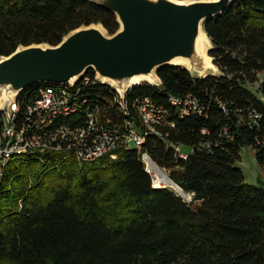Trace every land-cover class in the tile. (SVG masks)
<instances>
[{"label": "trees", "instance_id": "obj_1", "mask_svg": "<svg viewBox=\"0 0 264 264\" xmlns=\"http://www.w3.org/2000/svg\"><path fill=\"white\" fill-rule=\"evenodd\" d=\"M91 25L110 35L120 28L114 13L87 0H0V59L21 46H57ZM204 30L220 76L163 68L160 85L127 93L123 112L119 94L89 70L70 89L79 113L48 126L87 127L98 110L104 125L129 135L126 123H135L143 135L136 107L150 99L166 113L140 150L122 147L116 159L90 164L39 153L0 164V264H264V187L235 166L251 147L264 167V83L262 99L249 88L264 71V0H233ZM46 87L59 88L36 84L19 95L17 128L45 131L27 111ZM171 96L195 98L199 113L182 115ZM182 146L192 148L181 151L186 159ZM142 153L191 201L156 188Z\"/></svg>", "mask_w": 264, "mask_h": 264}, {"label": "water", "instance_id": "obj_2", "mask_svg": "<svg viewBox=\"0 0 264 264\" xmlns=\"http://www.w3.org/2000/svg\"><path fill=\"white\" fill-rule=\"evenodd\" d=\"M87 1L114 13L120 25L118 32L110 35L102 25L84 26L57 46H21L2 57L0 106L36 84H77L89 70H94L102 84L123 94L140 86L133 84L138 78H158L161 84L158 72L180 67L172 65L177 61H188L202 70V37L212 44L205 23L226 12L233 0Z\"/></svg>", "mask_w": 264, "mask_h": 264}, {"label": "built area", "instance_id": "obj_3", "mask_svg": "<svg viewBox=\"0 0 264 264\" xmlns=\"http://www.w3.org/2000/svg\"><path fill=\"white\" fill-rule=\"evenodd\" d=\"M77 84L53 85L59 87L58 89L42 88L36 103L28 107L29 117L33 118L31 123L41 122L40 126L45 128L42 134L28 133V131L26 133L25 128H17V117L20 112L17 103L19 96L4 106L0 112L2 114L0 130L1 166H6L16 157L33 153L62 154L73 157L80 164H90L108 155L114 160L116 159L115 152L119 148L134 147L140 150L145 143L146 132L156 133V126L162 122L166 113L163 108L156 107L150 99L142 100L137 105L136 110L138 122H140L138 128L146 131L143 135H138L135 123H126V127H129L130 130L129 135L125 134L122 127L111 128L104 125L98 110L88 113L87 127L69 126L66 123L59 124L55 131L48 129V126H52L59 119L68 118V116L79 113L81 110V102L70 91ZM115 91L121 98L120 110L127 112L128 108L123 103L127 93ZM170 102L175 108L180 109L182 115L199 113L197 100L191 96H171ZM177 152L183 159H186V155L181 153V148H177ZM141 155L147 168L151 160L147 154L142 153Z\"/></svg>", "mask_w": 264, "mask_h": 264}, {"label": "rangeland", "instance_id": "obj_4", "mask_svg": "<svg viewBox=\"0 0 264 264\" xmlns=\"http://www.w3.org/2000/svg\"><path fill=\"white\" fill-rule=\"evenodd\" d=\"M192 74V73H191ZM193 76H197L196 73L192 74ZM220 72L217 69L216 71L210 73L206 76H197L199 78H206L207 76H220ZM264 83V71L258 74V82L256 84L250 85L249 88L253 94H255L258 98L262 99V95L258 92L259 86ZM160 84V82H159ZM158 84V85H159ZM182 153L191 154L192 148L188 146L181 147ZM235 166L242 170L245 176V182L249 185L253 186H262L264 187V167H262L257 161L256 151L251 147H245L242 149L240 154V160L235 164ZM163 173L168 176V172L165 170H161ZM169 177V176H168ZM154 182V180H153ZM156 187V186H155ZM165 188L173 189L177 191L178 194L183 196L188 202L191 201V195H185L182 192H179L177 188L165 185Z\"/></svg>", "mask_w": 264, "mask_h": 264}, {"label": "bare ground", "instance_id": "obj_5", "mask_svg": "<svg viewBox=\"0 0 264 264\" xmlns=\"http://www.w3.org/2000/svg\"><path fill=\"white\" fill-rule=\"evenodd\" d=\"M210 50H212V44L206 38V36L202 37L201 43H200V52L201 55L204 57V69L202 70H197L196 68L192 67L188 61H177L173 66H180V67H186L192 74L196 73L197 76H206L209 75L210 73L214 72L217 70L216 66H214L212 62V58L209 55ZM159 79H146V78H138L134 81V85H141L143 83H148L151 85H158L159 84ZM16 95H13L12 97H9L6 99V101L0 106V110L4 108L5 104L9 102V100H13ZM147 171L151 174L154 184L156 188H165V185H169L172 187L177 188L175 186L170 178L166 176L163 171H161L156 165L152 164L149 162V165L147 167ZM179 192H182L181 189L177 188Z\"/></svg>", "mask_w": 264, "mask_h": 264}]
</instances>
